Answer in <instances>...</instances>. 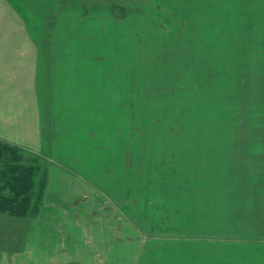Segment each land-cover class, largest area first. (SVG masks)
<instances>
[{
	"label": "rangeland",
	"instance_id": "374dc122",
	"mask_svg": "<svg viewBox=\"0 0 264 264\" xmlns=\"http://www.w3.org/2000/svg\"><path fill=\"white\" fill-rule=\"evenodd\" d=\"M263 10L0 0V112L51 176L0 264H264Z\"/></svg>",
	"mask_w": 264,
	"mask_h": 264
},
{
	"label": "trees",
	"instance_id": "16d2710c",
	"mask_svg": "<svg viewBox=\"0 0 264 264\" xmlns=\"http://www.w3.org/2000/svg\"><path fill=\"white\" fill-rule=\"evenodd\" d=\"M49 164L39 154L0 139V213L36 217L50 184Z\"/></svg>",
	"mask_w": 264,
	"mask_h": 264
},
{
	"label": "crops",
	"instance_id": "0c3cea01",
	"mask_svg": "<svg viewBox=\"0 0 264 264\" xmlns=\"http://www.w3.org/2000/svg\"><path fill=\"white\" fill-rule=\"evenodd\" d=\"M249 2L251 3V6L253 7V10L258 7L260 8L261 6L263 7L264 9V0H249ZM264 14V10L262 12ZM263 18L262 17H257L256 20H260ZM255 20V21H256ZM264 21V20H263ZM259 23V22H258ZM257 25V22H255V25ZM258 26V25H257ZM8 91V90H7ZM9 95V94H8ZM8 99V98H7ZM14 123V113L11 112V110L7 107H5L4 111L1 113L0 112V124H4L3 127H0V139L8 142V143H12V144H15L12 139L10 137V133H11V130H10V127L7 126V124H13ZM12 128V127H11ZM8 214V213H6ZM11 215V214H10ZM13 216V215H12ZM17 217V216H15ZM52 240V239H51ZM57 242L54 243V245H59V241L58 239L56 240Z\"/></svg>",
	"mask_w": 264,
	"mask_h": 264
}]
</instances>
